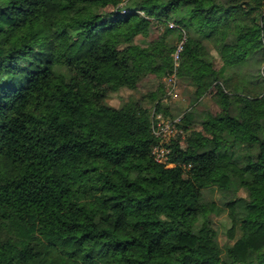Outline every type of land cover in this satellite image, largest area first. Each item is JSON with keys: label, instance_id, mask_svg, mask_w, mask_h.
<instances>
[{"label": "trees", "instance_id": "16d2710c", "mask_svg": "<svg viewBox=\"0 0 264 264\" xmlns=\"http://www.w3.org/2000/svg\"><path fill=\"white\" fill-rule=\"evenodd\" d=\"M169 24L177 83L219 108L183 114L173 168L151 156L165 88L105 103L170 72ZM0 264H264V0H0Z\"/></svg>", "mask_w": 264, "mask_h": 264}, {"label": "rangeland", "instance_id": "374dc122", "mask_svg": "<svg viewBox=\"0 0 264 264\" xmlns=\"http://www.w3.org/2000/svg\"><path fill=\"white\" fill-rule=\"evenodd\" d=\"M155 27L156 25L153 24L147 36H138L135 39V44L141 47H147L153 41L159 39L162 36V32ZM178 37L179 35L177 31L171 33L165 38L166 45L174 48L176 43L179 42ZM160 88L166 89L164 76L157 77L154 75H147L140 80L135 90L122 89L119 92L111 93L105 99V103L111 107L120 108L127 101H138L142 103V106L148 108L151 106L148 94L155 93ZM175 94L176 97L174 99L166 98L164 100L166 107H168V114L171 118L182 117L189 109H194L196 112L208 111L213 115L219 112V108L215 104L213 97L214 91L212 90L208 91V93L198 101H194L193 87L187 82L179 80ZM192 129L194 131H202L198 124H194ZM239 195L244 197L245 193L240 191ZM230 196L229 193L217 188H210L203 191L204 201L219 207H221V200L230 198ZM209 221L217 233L218 242L221 248L233 245L235 240L239 238L240 234L238 231L234 232L233 235L228 233L231 223L226 212H222L221 214H210Z\"/></svg>", "mask_w": 264, "mask_h": 264}, {"label": "built area", "instance_id": "2783aa9c", "mask_svg": "<svg viewBox=\"0 0 264 264\" xmlns=\"http://www.w3.org/2000/svg\"><path fill=\"white\" fill-rule=\"evenodd\" d=\"M139 14L143 15L142 12H139ZM169 28L177 29V32L181 35V40L176 43L171 54L172 68L164 77L167 90L166 98L174 99L176 97L175 92L180 54L186 35L183 30L178 29L174 24H169ZM183 125V117L171 118L164 117L161 114H157L153 117L151 129L157 143L151 150V156L156 163L166 168H173L175 166V164L170 161L173 154V146H177L179 149H184L186 147V132L183 129ZM190 168V164L183 166V177Z\"/></svg>", "mask_w": 264, "mask_h": 264}]
</instances>
